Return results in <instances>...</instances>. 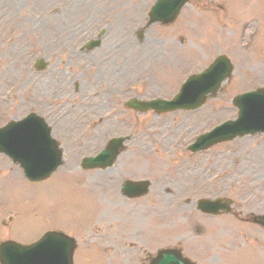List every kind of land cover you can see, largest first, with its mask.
Segmentation results:
<instances>
[{
    "label": "rangeland",
    "instance_id": "1",
    "mask_svg": "<svg viewBox=\"0 0 264 264\" xmlns=\"http://www.w3.org/2000/svg\"><path fill=\"white\" fill-rule=\"evenodd\" d=\"M152 1L26 0L27 9L23 10H27L28 19H22L20 16L23 13V10H20L23 0H0V3H12L15 6L9 9L12 19L17 20V25L21 30L22 26L25 27V30L28 31L30 45H32L38 32L53 29V22L56 18L64 19L68 25L76 23L79 32H84L86 19L90 15L87 3L90 2L104 5L103 10L94 11L96 17L106 14L104 18L116 21L114 31L117 29V23L120 22L124 24L123 28L125 27V32L129 35L135 25L139 23L143 25L146 11ZM138 12L139 18L137 17ZM46 18H49L50 21H47ZM40 21L44 23L39 25ZM257 24L256 38L252 43H249V39L254 37L250 36L249 33L255 29ZM146 28L142 34L145 39H142L141 46H136L135 42H131V45L127 46V50H133V52L139 50L140 58L144 59V62L138 65L131 60H127L125 63V67L136 65L134 69L125 70L127 84L133 83L135 79L140 82L136 87V92L140 90L145 96L150 97L155 95L170 97L187 74L202 69L219 52H224L232 57L235 62V73L220 92L209 98L204 105L196 110L176 111L157 117L151 116L147 112L141 118L140 140L142 153L145 156H142V161L136 159L133 162L136 166L134 170L126 167L123 161L116 165L118 169L124 167L125 174L137 177L152 173L153 186L150 193L157 197V206L151 208L149 197L142 198L140 206L143 207L141 210L143 214L139 211V215L149 217L150 213H154L153 218L156 223L158 221L159 227L166 222L182 225L181 222H178L179 212L176 210L170 212L165 200L167 190L170 187L175 189L177 183L184 185L185 195L202 193L203 196H207L216 193L220 184L222 187L229 184L230 179L228 177H230L243 180L245 186H250L256 192L264 194V150L262 149L264 148V138L260 135L244 136L220 143L201 152V154L189 155V159L184 163L174 165L172 169L165 166L167 160L162 157L168 153L167 149L181 147L190 138L193 139L197 133L210 129L221 120L234 117L235 109L231 104V98L235 93L264 84V0H190L173 23L168 25L151 24ZM131 40L133 41L132 37ZM126 54L130 55V52ZM133 92L132 89L131 93ZM107 123L114 124V121L111 120ZM107 123L102 126V137L105 134L103 127ZM102 137L98 138L99 143H101ZM152 147L158 155L150 156ZM121 157L124 158V155ZM134 158L135 155L132 156L133 160ZM173 169L176 170V177L173 178L176 179L175 181L170 179V173ZM58 172H61L62 179H73L76 174L79 176L78 173H80L70 164L63 165ZM81 174H85L81 177L82 179L87 177L90 180V185L93 183V179L95 180L94 183H101L104 177L103 172L96 170ZM87 174L92 175V177L88 178ZM4 175H7V178L12 176L15 179L21 176L17 167L9 165V162L0 156V176ZM62 179L54 178L44 183L16 180L9 188L7 187L5 191L0 193V201L4 202L22 203L24 202L23 193L31 200L34 198L38 201L41 200L39 203L31 202L30 206L32 208L35 204L37 205L38 215L41 218H29L30 222L25 227L26 232L21 237L13 234V238L26 241L37 236L46 226L52 224H54L53 226L64 227L63 229L67 232L75 231L74 227L78 226L84 217L92 216L95 202L88 197L86 202L78 187H71ZM199 185H201V189ZM242 190L245 191L246 188L243 186L238 192L242 193ZM182 192L180 190V193ZM14 197L15 200H11ZM262 200L259 203H262ZM176 202L177 198L175 199ZM19 209L11 210L10 213L13 214L14 220L20 218V224H25L24 219L28 218L27 211L23 206H19ZM138 218L139 216L131 211L129 213L130 225L136 226L135 220ZM226 219L228 217L224 220ZM148 220H144L138 226H147ZM205 222V224L210 223L207 224L210 233L215 235L217 239L233 241L228 235L216 234L220 225L219 220L212 223L209 220H205ZM231 222V220H226L221 224L228 226ZM7 229L4 228V230ZM89 230L92 231L90 228ZM188 230L186 223L182 225L181 232L186 233ZM136 232L132 228L126 235H132L133 239ZM137 235L149 241L145 232L142 231V235L137 232ZM119 236L118 233L115 236L105 234V232L100 233L96 236L99 244L92 242L87 247H89L88 249L95 248L96 254L99 253V259L101 252H104L101 250L104 242L113 241L118 256L115 255L112 258L114 263H117L116 261H121V258L128 253L135 254L134 247L120 243ZM186 238L187 240L190 239V235L187 234ZM232 239H234V234H232ZM201 241L199 243L190 241L186 242L185 245L194 250L198 257L201 256V251L197 249H200L201 244H204L206 240L201 239ZM240 241L241 239L237 237L233 244L240 243ZM83 246L84 244H82ZM234 253V250L232 253L220 251L219 259L220 261H229L230 256ZM104 255H106L105 252ZM86 257V264L98 263L96 257H93L94 261L91 257ZM79 259H81L80 256ZM113 261L111 260L112 263Z\"/></svg>",
    "mask_w": 264,
    "mask_h": 264
},
{
    "label": "water",
    "instance_id": "2",
    "mask_svg": "<svg viewBox=\"0 0 264 264\" xmlns=\"http://www.w3.org/2000/svg\"><path fill=\"white\" fill-rule=\"evenodd\" d=\"M163 5L160 1L154 10H160ZM166 12L165 8H161ZM169 18L170 14H164ZM174 16V14H172ZM219 61V58L204 72L191 76L183 84L178 98L177 105L190 106L189 101H193L192 106L201 103L208 91L218 88L220 80L228 74L226 66ZM235 103L239 106L238 120L224 124L214 130V133L221 134L223 128H231L224 136H233L237 132H245L252 128L264 129V91L248 93L236 98ZM248 127L241 128L240 122H245ZM33 158L41 159L36 154L29 155ZM37 161V160H35ZM39 162V161H38ZM27 168V175L31 179L41 178L49 169ZM71 244L66 243L56 234H47L41 242L35 245L23 246L7 242L0 248L2 264H70Z\"/></svg>",
    "mask_w": 264,
    "mask_h": 264
},
{
    "label": "flooded vegetation",
    "instance_id": "3",
    "mask_svg": "<svg viewBox=\"0 0 264 264\" xmlns=\"http://www.w3.org/2000/svg\"><path fill=\"white\" fill-rule=\"evenodd\" d=\"M6 36V35H5ZM0 37H1V39L3 38V34H1L0 33ZM6 39H9V37L7 36L6 38H5V40ZM7 48L8 47H10V48H13V45H12V40H11V42L9 43V44H7V46H6ZM41 51L42 52H46L47 51V47L45 46V44L42 42L41 43ZM57 64V61L55 60L54 61V65H56ZM6 72H7V80L9 81V85L11 86L12 85V83H13V69H12V66H7L6 67ZM52 72H53V75H55L56 74V71H55V69L54 70H52ZM51 73V70H47L46 72L44 71V72H42L40 75H39V77H38V81H39V83L40 84H42V83H44L45 82V80H46V76H47V74H50ZM30 73H29V69H28V66H24L23 67V69H22V79H21V81L23 82V83H28L29 81H30V75H29ZM19 86V85H18ZM17 86V87H18ZM60 91H62V93L63 94H65V95H68L69 94V89H68V84H65L64 85V87H63V89H61ZM3 99L5 100V98L3 97V95H2V93H0V102L1 103H3L4 101H3ZM61 109V105H58V104H56L55 106H53V107H47V108H45V114L46 115H48L49 117H51L54 121L55 120H58V112H59V110Z\"/></svg>",
    "mask_w": 264,
    "mask_h": 264
}]
</instances>
